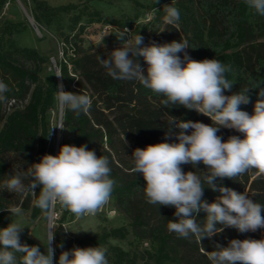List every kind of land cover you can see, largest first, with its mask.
<instances>
[{
  "label": "trees",
  "instance_id": "trees-1",
  "mask_svg": "<svg viewBox=\"0 0 264 264\" xmlns=\"http://www.w3.org/2000/svg\"><path fill=\"white\" fill-rule=\"evenodd\" d=\"M9 1L0 0V15ZM32 3L31 13L40 27H50L61 14H69L78 8L74 3L59 6L44 0H32ZM133 3L138 10L147 9L152 14L139 31L144 45L187 42L189 48L185 51L190 58L217 59L231 65L232 72L227 77L234 80L235 85L231 92L225 90V95L239 92L259 81V88L248 92L250 102L240 105L241 110L250 115L253 113L255 102L260 99L259 90L264 88V16L256 15L244 0H151L148 5L133 0ZM166 5L176 7L180 12V20L175 25H169L164 20ZM84 15L89 16V22L103 21L99 11H89L85 7L78 10L75 26L80 23V27H84L81 24ZM131 20L128 16L113 22L125 28L131 25ZM24 27L21 22L6 20L0 23V80L10 89L6 100L0 101V182L12 173L18 158L33 164L45 154L53 155L55 148L50 141L51 125L47 113L53 109L57 88L62 84L64 91L90 97L91 106L87 113L77 115L63 108L62 124L74 134V138L69 140L70 145H86L98 157H108L111 178L116 182L111 195L127 220L126 225L78 239L67 238L63 223L59 222L54 230L56 250L102 246L108 243L110 237L126 239L132 234L133 243H136L134 252L109 245L108 253L114 264H136L138 258L143 260V264H210L208 252L213 251L217 243L227 246L231 239L264 238V229L241 234L226 228L222 233L201 241L195 236L185 239L170 232L168 223L176 219L175 208L147 202L143 189L145 181L142 174L134 172L132 152L150 144L176 142L175 136L165 139L170 127L173 132L179 131L167 122L173 117L209 125L212 123L210 118L183 106L164 107L162 101L166 97L144 87L139 81H121L110 77L98 57L107 58L108 52L121 44L85 46L80 41L79 29L61 34L63 58L57 62V67L63 77H57V72L42 77L47 57L34 47L19 45L14 37ZM178 55L183 58V53ZM137 60L146 75L147 65L143 58ZM186 134H190V130ZM217 135L222 140L231 135L243 138V134L224 128ZM9 154H14L15 159L11 160ZM198 167L182 165L185 172L195 171L202 175L207 171L203 164ZM217 183L240 193H254L252 198L264 205V174H257L256 170L237 177L236 181L218 179ZM35 191V195L25 191L20 204L21 208L30 210V221L41 214L47 217L36 206L39 188ZM219 195V192L204 188L203 198L209 203ZM6 197V191L0 192V222L7 220L5 208L16 206ZM205 215L203 211L197 214L199 224H203ZM20 240L29 246H37L36 241L23 232ZM144 243L148 246L140 249ZM20 255L17 254L18 260Z\"/></svg>",
  "mask_w": 264,
  "mask_h": 264
},
{
  "label": "clouds",
  "instance_id": "clouds-1",
  "mask_svg": "<svg viewBox=\"0 0 264 264\" xmlns=\"http://www.w3.org/2000/svg\"><path fill=\"white\" fill-rule=\"evenodd\" d=\"M244 2L256 15L264 16V0ZM163 10L167 24L179 22L180 12L176 7L166 5ZM130 32L125 27L116 36L124 43L108 52L107 58L98 57L107 74L115 80L139 81L166 97L162 101L164 107L183 106L212 121L209 125L173 117L167 122L179 131L173 132L170 127L165 139L175 136L176 142L150 144L133 150L134 172L143 176L147 202L174 207L176 219L169 221L168 230L185 239L190 236L199 241L210 239L226 228L241 234L264 229V205L252 198L254 193H240L217 183L218 179L236 181L252 170L264 174V88L259 90L260 99L255 102L251 115L240 109V105L250 102L249 90L259 88L260 82L225 95V90L231 92L235 85V81L227 77L232 72L231 65L217 59L190 58L185 51L189 48L187 42L144 45V38L138 33L126 39V33ZM179 53H183V58ZM140 57L147 65L146 75L137 60ZM8 91V85L0 80V101L6 100ZM56 100L61 108L77 115L87 113L91 106L89 96L64 91L62 84L57 88ZM55 128L65 129L63 124L51 129ZM221 128L235 130L243 134V138L231 135L222 140L217 135ZM189 130L190 134H186ZM200 164L207 170L202 175L182 169V165L199 168ZM21 165L18 163L0 182V192L31 191L35 195L38 187L36 206L48 217L57 203L78 219L93 216L109 201L116 184L111 178L108 157H98L86 145H61L57 155L45 154L26 169ZM205 187L220 193L214 202L203 198ZM5 210L11 214V222L0 228V264H109L105 246L74 247L62 251L56 261L55 250L50 246L55 233L51 231L44 252L39 246L21 243L20 235L25 228L20 222L22 209L9 206ZM201 211L206 214L202 225L197 221ZM17 254H21L19 260ZM208 259L210 264H264V238L231 239L227 246L217 243L214 250L208 252Z\"/></svg>",
  "mask_w": 264,
  "mask_h": 264
},
{
  "label": "rangeland",
  "instance_id": "rangeland-1",
  "mask_svg": "<svg viewBox=\"0 0 264 264\" xmlns=\"http://www.w3.org/2000/svg\"><path fill=\"white\" fill-rule=\"evenodd\" d=\"M54 6L65 5L74 3L77 4V10L71 11L69 14H61L56 23L50 27H40L35 23L31 13L32 0H11L6 4L3 12L0 15V23L3 21L21 22L24 24V29L15 34L14 37L19 45L29 46L38 49L40 53L47 57L41 76L57 72V62L63 58V42L62 33H72L75 30L80 32V41L85 46L102 47L106 45H119L124 41H118L116 36L124 30L123 27L118 26L113 21L122 19L125 17H131V25L126 27L131 31L126 33V39L130 36L139 34L142 24L151 17V12L147 9L138 10L133 0H93L86 2L85 0H44ZM145 5L151 3V0H139ZM87 7L89 11L97 10L103 18V21L89 22V16L84 15L81 18V24L84 27H80V23L75 26V16L78 10ZM135 17V18H134ZM97 20V19H94ZM79 26V28H78ZM62 110L56 100L55 105L51 111L47 113V120L50 122L51 128L57 126L60 117H62ZM74 138L72 131L65 129H51L50 141L54 145L53 156L57 155L61 145H70L69 140ZM9 158L15 159L14 154H9ZM22 164L23 168H27L31 163L29 161L18 158L15 164ZM27 180L24 181L26 183ZM6 198L20 207L22 199L25 197V193H9L6 191ZM33 204V203H32ZM22 209V217L20 222L25 226L23 233L34 239L39 246L40 251L44 252V247L47 244V237L49 232H54L59 222L63 223L65 235L67 238L78 239L85 235L92 233H99L106 229L118 227L127 224L122 212L115 204L113 196H110L109 201L97 211L93 216H86L82 218H76L69 210L65 209L62 205L57 203L51 210L50 217H44L42 214L34 220H29L28 216L30 210ZM56 215L54 223L51 222L52 216ZM6 221L0 222V228L6 227L11 222V214L6 211ZM87 230L88 232H85ZM55 239L51 243L55 250V258L58 261V257L62 251L56 250ZM135 242L133 243V235L129 234L126 239H119L110 237L106 245L120 246L126 251H133L135 249ZM148 246V243H144L143 247ZM80 248H84L79 246ZM139 249V250H140ZM138 250V251H139ZM107 259L109 264H114L111 255L107 253ZM136 264H143V260L138 258Z\"/></svg>",
  "mask_w": 264,
  "mask_h": 264
},
{
  "label": "built area",
  "instance_id": "built-area-1",
  "mask_svg": "<svg viewBox=\"0 0 264 264\" xmlns=\"http://www.w3.org/2000/svg\"><path fill=\"white\" fill-rule=\"evenodd\" d=\"M60 124H62V117H60V120H59L57 126L60 125ZM58 129H59V128H58ZM55 217H56V215L54 214V216H52V218H51V222H52V223H54V219H55Z\"/></svg>",
  "mask_w": 264,
  "mask_h": 264
},
{
  "label": "water",
  "instance_id": "water-1",
  "mask_svg": "<svg viewBox=\"0 0 264 264\" xmlns=\"http://www.w3.org/2000/svg\"><path fill=\"white\" fill-rule=\"evenodd\" d=\"M56 68H57V73L59 74L60 70H59V68L57 67V65H56Z\"/></svg>",
  "mask_w": 264,
  "mask_h": 264
},
{
  "label": "bare ground",
  "instance_id": "bare-ground-1",
  "mask_svg": "<svg viewBox=\"0 0 264 264\" xmlns=\"http://www.w3.org/2000/svg\"><path fill=\"white\" fill-rule=\"evenodd\" d=\"M52 248H53V246H52Z\"/></svg>",
  "mask_w": 264,
  "mask_h": 264
}]
</instances>
